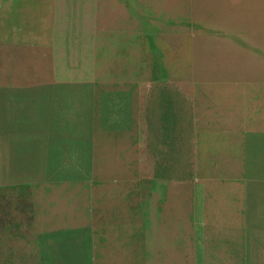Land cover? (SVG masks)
<instances>
[{
    "label": "rangeland",
    "instance_id": "1",
    "mask_svg": "<svg viewBox=\"0 0 264 264\" xmlns=\"http://www.w3.org/2000/svg\"><path fill=\"white\" fill-rule=\"evenodd\" d=\"M59 1L0 0V42L59 45L53 76L0 77V264H45L82 229L88 264L264 263V241L245 257L264 236V127L246 113L264 102V0H159L157 20L143 0L87 52L56 29Z\"/></svg>",
    "mask_w": 264,
    "mask_h": 264
},
{
    "label": "bare ground",
    "instance_id": "2",
    "mask_svg": "<svg viewBox=\"0 0 264 264\" xmlns=\"http://www.w3.org/2000/svg\"><path fill=\"white\" fill-rule=\"evenodd\" d=\"M148 1L151 5L153 4L158 5L157 8L150 10V13H149L150 16L152 15L153 19H154V15H157L158 18L160 17L163 18L162 14L164 13V9H163L162 4H160L159 0H148ZM125 2L126 0H120L118 4H114L109 1V4H107L106 8L103 10L102 7L97 8L98 5H100V0L59 1L58 8L56 9V25H57L56 29H58V31L60 30L69 31L70 27L69 26L66 27L64 25L63 18L65 15L73 16L74 32H76L78 36L80 37L78 40H76L75 44L81 50H84L87 52V48L89 47L88 40L90 38L89 26L92 22L96 24H101V25L121 26V27L127 28V26L134 27L135 24H138L139 21L143 19L142 16H139L138 12L133 11L130 7L126 5ZM140 2L141 0H132V4L140 3ZM93 6L95 7V9H93ZM71 31H72V28H71ZM27 43L28 42L21 44V42L19 41H15V42L11 41L10 44L9 43L0 44V77L6 78L9 76L11 79H13V82H15L16 84H19V83H27L29 80L34 81V82H39L41 79L49 77V76H53V74L56 73L57 66H58L56 62L58 60V55H59L58 43L53 48L50 47L49 45H41L40 54H39V44H36L35 49H34L35 51L34 54L36 55L35 62H32V61L28 62L27 56L32 54V52L29 53V50L31 49V44L29 45ZM56 46H57V50H56ZM44 48H45V51L52 49L51 50L52 57H46L45 55H43ZM41 54L43 56H40ZM79 65H80V68L83 66V64H79ZM4 148L6 150H9L8 152H11V153L17 150L16 146L7 147L5 145ZM259 189L264 191V186H262ZM244 215H245L244 219L246 220L247 219L246 217H248L249 215L248 211H245ZM98 220L100 219L98 218ZM98 233H99V230H98ZM92 236L94 237L96 235L93 234ZM258 239H261V241H258ZM50 240L51 242H53V244L52 243L46 244L47 245L46 246L47 259L45 261V264H59L60 262H65V261L74 262L76 260L78 264H88V261H87L88 252L87 251H89L88 249L90 247V238H89V233L87 232V230H84V229L76 230V231L74 230L72 235L71 234L64 235L59 240L56 237H51ZM60 240H66V242L67 241L69 242L65 244L64 246H62V245H59V243H57ZM134 241L132 243H134ZM263 241H264V236L262 237L261 235H258L256 239L248 238V243L250 247H248L245 257H248L249 256L248 254H251L252 255L251 257H253V261L254 260L263 261V259L259 258L258 256L254 257L253 252H252V250H257L258 252L257 246H259ZM97 245H98V242H97ZM96 248L97 247H95V249ZM94 252H93V255H94ZM255 264H264V263H255Z\"/></svg>",
    "mask_w": 264,
    "mask_h": 264
},
{
    "label": "crops",
    "instance_id": "3",
    "mask_svg": "<svg viewBox=\"0 0 264 264\" xmlns=\"http://www.w3.org/2000/svg\"><path fill=\"white\" fill-rule=\"evenodd\" d=\"M109 1L110 2H112L111 0H100V5H98V7L97 8H101L102 7V9L104 10L105 8H106V5L107 4H109ZM142 1L143 0H141V2L140 3H134V4H132V6L130 7L133 11H136V12H139L140 11V9L141 8H143L144 6H143V3H142ZM120 2V0H118L117 2H112V3H114V4H118ZM156 3H157V1H156ZM156 5V6H155ZM158 7V5L157 4H153V6H152V9H154V8H157ZM93 9H95V7L93 6ZM152 16V15H151ZM65 18H68V19H70V23H64V19ZM154 19H158V16L157 15H154ZM63 23H64V25L66 26V27H70V30L69 31H63V30H60L59 31V33H62V34H67L70 38H72V36H77V37H79L78 36V34L76 33V32H74V29H73V23H74V18H73V16H71V15H65L64 16V18H63ZM99 26H101V27H109V28H116V29H120V28H124V27H121V26H111V25H101V24H96V23H94V22H92L91 24H90V26H89V36L91 37V33H92V31L94 30V28H96V27H99ZM71 28H72V31H71ZM80 38V37H79ZM78 40V39H77ZM7 43H9L10 44V41H3V42H0V44H7ZM22 43H25V42H22L21 41V44ZM56 43V42H55ZM27 44H31V49L29 50V53L30 52H32V55H33V57H31V59H34L32 62H35V60H36V55L34 54V49H35V45L37 44V43H30V42H28ZM57 44V43H56ZM40 46L41 45H39V54L41 53V50H40ZM44 52H45V48H44ZM20 84H24V83H19L18 85H20ZM247 110H246V113H247V115H248V118L250 119V120H252L253 122H261V126H263L264 127V102H261V103H259V104H251L248 108H246ZM257 124V123H256ZM21 141L17 138L14 142H13V144L12 145H7V144H5L7 147H13V146H16V149L17 150H15V152H13V153H11V152H8L9 150H5V152H8L9 153V156L11 157H13V155H17V154H21L22 155V153H21ZM23 145V144H22ZM8 159V158H7Z\"/></svg>",
    "mask_w": 264,
    "mask_h": 264
}]
</instances>
